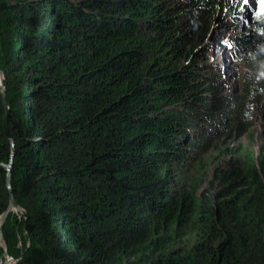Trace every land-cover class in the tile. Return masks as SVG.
I'll return each mask as SVG.
<instances>
[{
	"label": "trees",
	"instance_id": "obj_1",
	"mask_svg": "<svg viewBox=\"0 0 264 264\" xmlns=\"http://www.w3.org/2000/svg\"><path fill=\"white\" fill-rule=\"evenodd\" d=\"M0 71L18 264H264V152L223 138L264 97V0H0Z\"/></svg>",
	"mask_w": 264,
	"mask_h": 264
},
{
	"label": "rangeland",
	"instance_id": "obj_2",
	"mask_svg": "<svg viewBox=\"0 0 264 264\" xmlns=\"http://www.w3.org/2000/svg\"><path fill=\"white\" fill-rule=\"evenodd\" d=\"M242 77V64L233 63V65H230V69L228 70V79L235 91L238 89L239 84L242 81ZM251 124V129L244 136H240L236 132H232L230 134L228 132L225 134L223 138L226 146L236 147L241 143H246L259 148L262 147L264 152V97H262L259 104H256L252 109ZM222 154L223 151H221L219 154H215L214 156H211V154H206L203 156L202 166L204 167V174L208 178L207 183L202 189L203 196L208 195L213 189L221 187L218 185V182L220 181L222 169L220 164H218L219 159H217V157L221 156ZM230 160V156H227L225 157L224 162ZM19 213L20 212H16V214ZM187 239L189 240H185L184 244L187 246H192V239Z\"/></svg>",
	"mask_w": 264,
	"mask_h": 264
},
{
	"label": "water",
	"instance_id": "obj_3",
	"mask_svg": "<svg viewBox=\"0 0 264 264\" xmlns=\"http://www.w3.org/2000/svg\"><path fill=\"white\" fill-rule=\"evenodd\" d=\"M3 81H4V75L0 71V90H1L2 101H3V105H4V112H5L4 126H5V130H6V134L13 144V140H12L10 130H9V106H8L7 99H6V91H5ZM14 155H15V153L13 151L11 154L10 163L6 166V169H7V187H8L9 192H10V204H9L7 211L4 212L2 214V216L0 217V246L4 249V254H3L2 261L0 264H18V260L14 261L13 263H9V255L7 252V243H6V241L4 239V235H3V226L6 223L8 216L11 213L21 212V208L17 205L15 198H14V195H13V190H12L11 172H12L13 164H14Z\"/></svg>",
	"mask_w": 264,
	"mask_h": 264
},
{
	"label": "built area",
	"instance_id": "obj_4",
	"mask_svg": "<svg viewBox=\"0 0 264 264\" xmlns=\"http://www.w3.org/2000/svg\"><path fill=\"white\" fill-rule=\"evenodd\" d=\"M14 261H16V260H14L13 258L9 257V263H13Z\"/></svg>",
	"mask_w": 264,
	"mask_h": 264
}]
</instances>
